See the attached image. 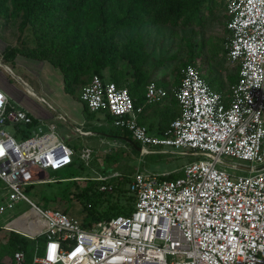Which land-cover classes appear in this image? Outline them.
<instances>
[{
	"label": "built area",
	"instance_id": "built-area-1",
	"mask_svg": "<svg viewBox=\"0 0 264 264\" xmlns=\"http://www.w3.org/2000/svg\"><path fill=\"white\" fill-rule=\"evenodd\" d=\"M220 1L228 18L226 57L238 67L227 96L213 91L196 66H186L174 92L180 114L152 135L137 122L135 112L141 109L135 111L126 88L94 76L81 89L85 108L106 111L113 127L128 132L142 155L170 149L199 156L173 180L135 172L127 184L135 199L128 216L85 228L78 219L31 200L25 189L54 182L44 179L46 172L67 168L76 154L55 136L53 125L43 130L0 90V215L19 202L28 205L8 225L23 221L7 231L41 239L42 253L36 245L32 264H264V0ZM0 70L13 74L1 59ZM165 95L154 83L146 87L148 104ZM90 157L83 149L78 158L88 166ZM228 168L247 174L236 176ZM110 177L94 179L102 183L100 192L113 191L105 184ZM11 262L24 264V254L15 252Z\"/></svg>",
	"mask_w": 264,
	"mask_h": 264
},
{
	"label": "trees",
	"instance_id": "trees-1",
	"mask_svg": "<svg viewBox=\"0 0 264 264\" xmlns=\"http://www.w3.org/2000/svg\"><path fill=\"white\" fill-rule=\"evenodd\" d=\"M215 1L222 5L220 0H0V18L21 17L19 31L24 33L27 30L30 35L29 43L22 41L21 47H6L0 58L6 66L13 64L17 56L47 62L60 72L64 93L73 97L81 92L92 77L98 76L103 80V73L107 71L110 82L118 88L128 90L134 109H137L144 104L146 87L153 83L147 72L152 56L142 37L137 35L120 42L119 34L126 28L147 23L174 30H191L193 26L204 23L205 10L214 13L212 4ZM190 46L189 43L188 47ZM193 56V52H189L188 59L179 64L174 79L177 86L180 85L181 70L188 65L196 66ZM128 75L133 79L131 83L127 81ZM172 100L171 108H164L162 111L165 123L167 120L174 121L180 114L177 100ZM113 137L128 139L138 146L126 131L115 132ZM130 149L133 151V147ZM111 160H108V164L114 163ZM73 163L69 172L84 169L79 161L75 160ZM114 171V168L106 167L100 170V174L108 176ZM177 177L179 175L171 174L161 177V180H173ZM73 178L78 177L67 179ZM129 181L123 175L108 180L105 184L112 185L113 191L104 199L101 210L96 209L91 202L83 207L82 226L89 228L100 221L130 215L135 199L128 194L126 184ZM29 189L32 186L26 188L25 193ZM67 191L66 186L53 193L50 201L38 205L68 214L69 208L64 202ZM85 193L87 192L79 193L76 197ZM124 199L125 202H122ZM56 201H61L65 207L54 206ZM39 241L40 238L31 240L7 231L0 241V264H6L5 259H11L18 251L24 254V264H32L34 245ZM7 264H12L11 260Z\"/></svg>",
	"mask_w": 264,
	"mask_h": 264
},
{
	"label": "rangeland",
	"instance_id": "rangeland-1",
	"mask_svg": "<svg viewBox=\"0 0 264 264\" xmlns=\"http://www.w3.org/2000/svg\"><path fill=\"white\" fill-rule=\"evenodd\" d=\"M209 4L210 3H208V5ZM219 4L221 5V3L217 1L212 4V9L214 12L220 10ZM203 16L204 23H202V25L193 26L191 30L182 28L174 30L170 27L155 25L147 26L150 30L146 29L145 26L140 27L143 30L142 34H144V37L147 36L149 39L148 44L150 45V53L152 56L150 65L147 67L148 75L152 78V81L158 83V85L165 91H169L168 81H172L173 79H175L179 64L185 62L188 59L189 52H193L194 61L199 60L203 69L211 67L214 70H218L217 66L214 65V62L219 60L223 61L217 56L214 61L212 60V57H210L212 54L217 52H219L218 54H222L220 38L222 36V38H224V36L227 34L223 31L221 24L223 14L222 12H220L215 15V13L211 14L205 10L203 12ZM20 22L21 17H17L16 19L0 18V57L6 47H21L22 41H25L27 43L30 42V35H28V31L25 30L24 33H21L19 31ZM139 31L141 32V29H139L138 26L124 29L119 34L120 42H124L127 38L136 37ZM188 42L191 44L190 47H188ZM158 61H160L159 64L157 63ZM227 63H229L228 60ZM8 66L13 72L12 75H6L8 79V86L10 90H12L15 94H25V87L16 79L17 77H21V79L29 84L31 91L37 94L40 84L52 86V82L49 79L48 82L47 80L44 81L45 79H43V77L35 78L32 75L21 71V69L17 68L14 64H8ZM103 74L105 79L110 81L108 72L104 71ZM79 93L80 91L78 92V94ZM67 98L71 103L77 101V99L73 96L68 95ZM24 99L30 100L27 97H25ZM11 101L14 105H18L15 100L12 99ZM64 103L68 104L67 102ZM97 116L103 117L104 115L103 113H97ZM103 121L107 123L104 124L105 127L96 128L94 129V131L104 133L107 136L112 135L114 131L113 120L104 119ZM54 123L56 127L55 134L60 140H63L66 144L76 147L77 149H80L83 146L82 141H78L77 139H75V137L72 138V136H70L69 140L66 139V135H72V131H70L60 122L55 121ZM6 131L9 133L13 132L9 127L6 128ZM125 144L127 143H125L124 141H111L109 142V144L102 146L99 143L91 144V148L95 152L94 156L96 157L94 158V160L89 162V170L82 169L69 172V168H66L57 172H46V176L44 179L54 182L36 184L32 186V189H29V191L26 192V195L36 204L41 205L42 203H47L48 201H50L53 198V193L59 190H63L67 186L68 193L64 202H66L65 204L69 208L68 214L81 222L84 216L83 207H85L88 202H91L96 209L101 210L104 199L110 196L109 192L101 193L99 191V182L95 184L94 180H91L98 177L101 169H104L106 167L115 169L112 174L108 176L102 175L103 177H110L118 174L120 176L123 175L125 179L130 180L132 175L137 171H140L144 174H152L165 177L171 174L180 175L183 168L187 164L199 159L198 155H194L192 152L187 150L174 151L170 149H163L155 150L149 155H142L139 153H135L136 151L134 149L132 151L130 149L132 148L131 145L128 144L130 146L129 147ZM108 157L112 159L111 161L114 162L113 164H108ZM225 161L237 163L234 160L232 161L225 159ZM227 164L233 165L230 163ZM227 171L236 176L247 174L246 172L237 169L228 168ZM72 176L85 177L87 179H85L86 181L77 182L64 181L65 179ZM111 178L112 177L108 178V180H110ZM1 187L2 186L0 184V189ZM87 188H90L91 190H86ZM85 191L87 193H85L83 196L76 197L77 194L83 193ZM122 202H125V199L122 200ZM65 204H63L61 201H56L53 205L64 206ZM48 207L51 208L52 206ZM28 209L29 207L27 204L19 202L11 209H8L2 215H0V241L4 238V235L7 230H9V227L15 225V221L10 225H8V223L20 217L23 213L28 211ZM17 235H19L20 237L28 238L22 233L17 232ZM39 245L41 247V255L43 242L39 241Z\"/></svg>",
	"mask_w": 264,
	"mask_h": 264
},
{
	"label": "crops",
	"instance_id": "crops-1",
	"mask_svg": "<svg viewBox=\"0 0 264 264\" xmlns=\"http://www.w3.org/2000/svg\"><path fill=\"white\" fill-rule=\"evenodd\" d=\"M220 12H222L223 14V17L221 16L222 17V20H221L222 28H223V31L227 33L226 27H225V24L227 22V16L225 14V9H224L223 4L220 5V10H217L214 13L216 15L217 13H220ZM142 26H145L146 29L150 30L147 27V26H150V24L147 23V24L138 26L139 29H141V32L139 31L137 33L138 36L143 38V42L147 46V51H150V45L148 44L149 39L147 36L144 37V34H142L143 30L142 28H140ZM226 35L224 36V38H222L223 36L220 38L221 39L220 46L222 49V54H218L219 52H217L210 56L212 57L213 61L217 57L223 60V61L219 60V61L214 62V65L217 66L218 70H214L211 67H208L207 69H203L199 60L194 61V64L197 66V69L199 70L205 82L209 85V87L213 91L220 93L222 96H227L229 94L230 86L236 83L238 79V67L233 66L230 63H227L226 52H224V50H225V43L227 42V39H228V33ZM13 64L17 68L21 69V71L29 75H32L35 78L43 77V79H45L44 81L46 80L48 81V79L51 80L52 86H48V85L46 86V85L40 84L38 94L32 91L34 94H36L39 97H42V98L46 97L44 99L47 102V106L42 105V104L39 105V103L33 97L27 95L26 92L24 95L19 94V93L15 94L12 90H10L8 86V79L6 76L7 74L3 70H0V90H2L10 98V100L12 99L15 100L20 106H22L25 110L30 112L35 117V122H37V126L41 127L43 130L46 131L48 126L53 125L55 128L54 129V134H55L56 127H55L54 122L57 121V122L62 123V125L68 128L70 131H72V135L71 134L66 135V139L69 140L70 136H72V138L75 137V139H77L78 141L79 140L82 141L83 146L80 149H77L76 147L66 144L63 140H60L56 136V134L55 136L61 142H63L65 145L70 147L75 152L76 156L74 158V161L76 160L83 164V162L80 161V159L78 158L79 154H81V151L83 149L90 150L91 152L90 162L94 160L96 156H94L95 152L91 148L92 147L91 144L99 143L102 146V145L109 144V142L111 141H114V142L124 141L122 137L120 138L113 137L115 135V132H118V130H116L114 127H113L114 131L112 135H108V136L105 135L104 133L94 131V129L96 128L105 127L104 124H107V123L103 120L112 119L110 115L106 111H100L96 113H90L88 110L86 111L84 104L79 99V94H77V96L75 97L77 101L71 103L70 100H68L67 98L68 95L65 94L63 91L62 77H61L60 72L57 69L53 68L51 65H49L47 62H39V61L31 60L25 57L17 56ZM17 78H19L24 83H26L23 79H21V77H17ZM19 79L17 80L19 81ZM127 79H128L127 80L128 83H131L133 81V79L129 75L127 76ZM103 80L105 82H109L107 79H105L104 76H103ZM152 82L154 84H158V83H155V81H152ZM168 83H169V91H165L163 89L166 95L161 100H159L158 102L152 103V104H148L145 98L144 104L137 108V109H141V111L135 112L137 122H139L140 125L147 128L148 132L152 135L161 134L173 122L172 120H167V122L165 123L164 120L162 119L163 109L171 108V102L173 101L172 99L173 98L175 99L174 92L179 87L176 85L174 79L172 81H168ZM26 84L30 88L29 84L28 83ZM145 94H146V91H145ZM25 97L29 98L30 100L24 99ZM64 102H67L68 104H65ZM158 103H162V104L158 106L156 105ZM137 109H135V111ZM97 113H103L104 116L98 117ZM109 158L110 157H108L107 159ZM73 164L74 163H72V165ZM72 165L68 166L67 168H70ZM88 167H89V164L88 166L84 165V169L89 170ZM73 179L74 180L72 181L77 182V181H86L85 179L87 178L78 177V178H73ZM91 180H94V179H91ZM36 245L39 246L38 254H40L41 247L39 243L37 242L35 243L34 250H35ZM10 260L11 259L6 258L5 263L7 264L8 262H10Z\"/></svg>",
	"mask_w": 264,
	"mask_h": 264
},
{
	"label": "water",
	"instance_id": "water-1",
	"mask_svg": "<svg viewBox=\"0 0 264 264\" xmlns=\"http://www.w3.org/2000/svg\"><path fill=\"white\" fill-rule=\"evenodd\" d=\"M124 141H125L127 144L131 145V146L133 147V149H134L137 153L142 154V148H140V147L134 145V144H133L130 140H128V139H124ZM239 169H245V168L240 167Z\"/></svg>",
	"mask_w": 264,
	"mask_h": 264
},
{
	"label": "bare ground",
	"instance_id": "bare-ground-1",
	"mask_svg": "<svg viewBox=\"0 0 264 264\" xmlns=\"http://www.w3.org/2000/svg\"><path fill=\"white\" fill-rule=\"evenodd\" d=\"M24 217H21L20 219L15 221V225L20 224L23 221Z\"/></svg>",
	"mask_w": 264,
	"mask_h": 264
}]
</instances>
